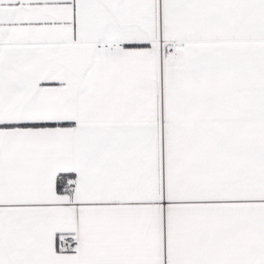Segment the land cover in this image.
Returning a JSON list of instances; mask_svg holds the SVG:
<instances>
[{"label":"snow or ice","instance_id":"obj_1","mask_svg":"<svg viewBox=\"0 0 264 264\" xmlns=\"http://www.w3.org/2000/svg\"><path fill=\"white\" fill-rule=\"evenodd\" d=\"M0 264H264V0H0Z\"/></svg>","mask_w":264,"mask_h":264}]
</instances>
